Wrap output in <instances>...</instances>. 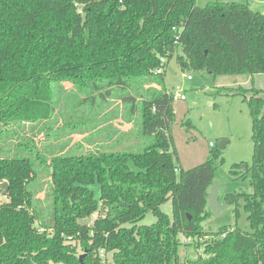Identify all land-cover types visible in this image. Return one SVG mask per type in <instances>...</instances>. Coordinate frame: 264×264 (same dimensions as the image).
Masks as SVG:
<instances>
[{
    "label": "trees",
    "instance_id": "16d2710c",
    "mask_svg": "<svg viewBox=\"0 0 264 264\" xmlns=\"http://www.w3.org/2000/svg\"><path fill=\"white\" fill-rule=\"evenodd\" d=\"M97 49L113 57L90 59ZM178 51L188 72L264 74V15L217 1L0 0V264H106L101 249L113 264H264L261 91L228 89L249 109L252 163L232 174L249 175L252 193L223 202L236 216L243 202L250 231L204 232L222 158L211 150L186 171L174 164L164 74ZM126 161L143 172L120 178ZM95 179L110 200L106 219L87 225ZM147 213L155 222L139 225ZM181 246L195 257L182 260Z\"/></svg>",
    "mask_w": 264,
    "mask_h": 264
},
{
    "label": "rangeland",
    "instance_id": "374dc122",
    "mask_svg": "<svg viewBox=\"0 0 264 264\" xmlns=\"http://www.w3.org/2000/svg\"><path fill=\"white\" fill-rule=\"evenodd\" d=\"M210 1L241 3L248 4L252 10L259 11L264 15V0H196V6L204 7ZM123 48V47H122ZM180 51L171 58L165 66L164 83L169 91L174 94L184 95V99H174L173 121L170 129L172 138V150L174 149V164L186 171L196 167L209 158L211 150H219L222 162L214 161V181L218 186L219 202H223V198L228 194H251L252 187L250 185V177L239 178V175L232 174V171L242 172L243 168H234V165L250 166L253 155V142L251 139V118L246 102L243 96L228 90L229 84L235 80L237 75L230 76H213L209 72L192 71L188 72L180 67L177 62V56ZM89 58L96 61L113 57L112 55H102L97 49L95 52L88 54ZM74 61L66 62V68H71ZM191 77L190 80L187 77ZM239 76V75H238ZM245 77L242 78V80ZM257 87L264 89V75L256 77ZM67 88L71 85L66 83ZM249 89L254 88L253 85L247 86ZM257 89V88H255ZM251 93L245 94L248 98ZM264 100V91L259 94ZM81 137L74 136L73 142ZM225 142V147L219 149L220 142ZM211 144V146H210ZM136 164L126 161L121 164L118 176L120 178L133 179L140 174L141 170L136 168ZM94 199L97 201L96 211L88 218L80 221L83 224L94 225L101 223L106 219V211L108 210L110 189L101 191L100 185L95 179L94 182L85 185ZM6 199L0 195V201ZM161 210L171 216V202L168 201L161 206ZM238 214L234 212V206H227L220 214H213L208 208V215L201 224L204 232L216 233L223 227L236 226L242 231H250L247 221V214L243 209V202H239ZM155 222V218L151 213H147L139 225H150ZM181 259L187 257H195L192 248L185 249L183 246L179 248ZM104 263L113 264L111 254L106 255Z\"/></svg>",
    "mask_w": 264,
    "mask_h": 264
},
{
    "label": "water",
    "instance_id": "95a60500",
    "mask_svg": "<svg viewBox=\"0 0 264 264\" xmlns=\"http://www.w3.org/2000/svg\"><path fill=\"white\" fill-rule=\"evenodd\" d=\"M225 147V142L221 141L219 145V149H223ZM3 186V194L7 192L8 189V184L4 182L2 184ZM75 198L72 197L71 200L73 201ZM207 207L208 209L213 213V214H220V212L227 207V204L222 202H219V197H218V186L215 182H213L209 188V192L207 195ZM82 256L79 257V261H82Z\"/></svg>",
    "mask_w": 264,
    "mask_h": 264
},
{
    "label": "crops",
    "instance_id": "0c3cea01",
    "mask_svg": "<svg viewBox=\"0 0 264 264\" xmlns=\"http://www.w3.org/2000/svg\"><path fill=\"white\" fill-rule=\"evenodd\" d=\"M260 75H264V74H260ZM259 75H254V76H250V75H237L234 76V78L239 79V80H235L234 82H232L231 84H229L230 88H237L239 86H241L242 88L248 89V85H253L254 88H257V90L260 91H264V89L257 87V81H256V77ZM245 77L243 80L242 78Z\"/></svg>",
    "mask_w": 264,
    "mask_h": 264
},
{
    "label": "built area",
    "instance_id": "2783aa9c",
    "mask_svg": "<svg viewBox=\"0 0 264 264\" xmlns=\"http://www.w3.org/2000/svg\"><path fill=\"white\" fill-rule=\"evenodd\" d=\"M160 72H161V69L157 70V73H160ZM187 79L190 80L191 77L189 76V77H187ZM184 98H185L184 95L183 94H179V92L173 95V100L174 99L183 100ZM210 146H211V144H210ZM181 240H182L183 243L187 242V240L184 237H181ZM99 255H100V258L102 259V261H104V258L106 257V254L104 253V251L102 249L99 251Z\"/></svg>",
    "mask_w": 264,
    "mask_h": 264
}]
</instances>
